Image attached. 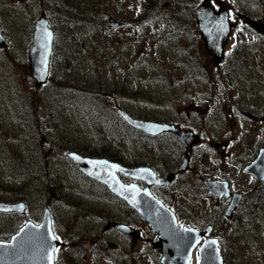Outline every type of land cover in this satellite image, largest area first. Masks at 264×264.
I'll list each match as a JSON object with an SVG mask.
<instances>
[{
	"label": "rangeland",
	"instance_id": "374dc122",
	"mask_svg": "<svg viewBox=\"0 0 264 264\" xmlns=\"http://www.w3.org/2000/svg\"><path fill=\"white\" fill-rule=\"evenodd\" d=\"M202 1L74 0L97 25L49 22L57 46L49 81L37 90L28 52L39 14L56 20L55 13L46 0H0L7 41L0 51V201L27 206L25 216L0 213V240L9 241L28 220L40 223L48 209L65 243L57 264H161L147 243L155 240L149 225L67 158L76 152L177 174L184 157L179 141L125 127L121 107L134 118L179 124L201 136L189 170L152 192L181 225L212 227L225 264H264V182L245 173L264 140V34L232 21L226 61L215 67L194 20ZM213 3L264 23V0ZM205 176L245 196L233 218L209 194ZM250 217L256 225H248ZM122 219L145 240L132 245L106 229Z\"/></svg>",
	"mask_w": 264,
	"mask_h": 264
},
{
	"label": "water",
	"instance_id": "95a60500",
	"mask_svg": "<svg viewBox=\"0 0 264 264\" xmlns=\"http://www.w3.org/2000/svg\"><path fill=\"white\" fill-rule=\"evenodd\" d=\"M240 17L258 34L264 33V24L261 21L247 16L240 15ZM195 20L207 54L213 58L215 65L223 63L225 48L231 35L228 9L222 7L217 11L211 0H203L195 11ZM110 22L118 25L114 20ZM54 38V31L50 27L47 14L41 12L35 23L33 40L28 52L30 76L36 81V86L48 81ZM6 46V38L0 29V50ZM117 113L129 126L146 135L157 137L164 133L174 134L185 147V157L178 172L184 173L188 170L189 153L194 146L200 144V136L173 124L134 118L120 107L117 108ZM67 158L77 164L84 175L106 185L110 192L136 210L156 237L151 246L154 252L161 255V264H190L193 252L198 248L203 236L211 234L212 227L202 231L180 227L175 214L152 195L150 191L152 185L168 186L175 179L174 174L158 179L148 167L127 168L107 159L82 157L77 153H69ZM245 172L254 176L259 182H264V148ZM119 174L142 180L147 183V188L141 189L134 183L126 185L121 181ZM202 181L209 193L217 200L232 198L225 212V217L231 219L241 205L243 195L232 194L226 181L209 177H204ZM25 212L24 202H0V213L24 215ZM110 227L124 234L133 243L140 238V232L127 225L110 222L106 229ZM216 236L217 234L213 238H208L200 246L199 264H224ZM213 241L215 243H212ZM59 246L60 242L52 230L50 210L46 209L39 225L28 221L10 241H0V264H54L55 251Z\"/></svg>",
	"mask_w": 264,
	"mask_h": 264
},
{
	"label": "trees",
	"instance_id": "16d2710c",
	"mask_svg": "<svg viewBox=\"0 0 264 264\" xmlns=\"http://www.w3.org/2000/svg\"><path fill=\"white\" fill-rule=\"evenodd\" d=\"M44 2V0H41ZM74 0H46V5L49 6L50 10L55 13L56 20L54 17L50 16L49 21L53 25V23L59 24V23H66V24H79L87 26V29H93L97 25V20L93 19V17H96L94 14H88V9H82L83 7L76 2L73 3ZM146 15L143 12V16ZM137 24V23H136ZM53 28V27H52ZM120 28V27H118ZM57 46V39L54 41V48ZM45 87V86H44ZM43 87V88H44ZM42 88V89H43ZM41 89V90H42ZM63 110V107L60 111ZM125 127H129L127 124H125L122 120L120 121ZM131 128V127H129ZM132 129V128H131ZM134 132H138L137 130H132ZM141 133V132H140ZM35 177L39 179H42V176H39V174L35 175ZM105 189H107L105 187ZM248 225H256L254 222V217L249 218V222L247 221ZM58 262V259L56 260V264Z\"/></svg>",
	"mask_w": 264,
	"mask_h": 264
},
{
	"label": "flooded vegetation",
	"instance_id": "af4514ba",
	"mask_svg": "<svg viewBox=\"0 0 264 264\" xmlns=\"http://www.w3.org/2000/svg\"><path fill=\"white\" fill-rule=\"evenodd\" d=\"M234 20L235 21H237V19H236V13H235V17H234ZM233 28H236V27H234V26H232V35L231 36H233ZM227 49V48H226ZM226 52H227V50H226ZM215 67H217V66H215ZM247 117H249L248 115H247ZM167 123H170V122H167ZM171 124H174V123H171ZM175 125H177V126H180V127H182V128H184L183 126H181V125H179V124H175ZM184 129H186V128H184ZM187 130H192V129H187ZM192 131H194V130H192ZM195 132V131H194ZM196 134H198L197 132H195ZM164 135H171V136H174L176 139H177V137L175 136V135H173L172 133H166V134H164ZM164 135H161V136H164ZM199 135V134H198ZM161 136H159V137H161ZM200 136V135H199ZM201 137V136H200ZM153 138V137H152ZM155 138H158V137H155ZM178 140V139H177ZM179 141V140H178ZM180 143V142H179ZM181 144V143H180ZM263 146H262V149L264 148V140H263V144H262ZM181 146L183 147V149H184V146L181 144ZM184 151H185V149H184ZM261 151V150H260ZM259 151V152H260ZM190 163H191V157H190ZM170 174H174L175 175V180H174V182L171 184V185H173L175 182H176V180L178 179V177L180 176V175H182V174H179L178 172H177V174L176 173H174V172H171ZM170 174H168V175H170ZM167 175V176H168ZM158 177L160 178V177H164V176H162L161 174H159L158 173ZM166 177V176H165ZM124 179H128V178H126V177H123ZM139 184H140V186L143 184L144 185V187H146V184L145 183H143V182H139ZM158 188H160V187H158V186H152L151 188H150V190H152L156 195L158 194V192H157V190L156 189H158ZM160 194V193H159ZM244 199H245V196H244ZM223 203H230V201H223ZM220 205V204H219ZM176 214V213H175ZM177 215V214H176ZM178 217V216H177ZM180 218V217H179ZM179 218H178V220H179ZM181 219V218H180ZM120 223H123V224H129L130 222H128V221H126L125 219L123 220L122 219V221L120 222ZM127 224V225H128ZM130 225H131V227L132 228H134L133 227V225H132V223H130ZM129 225V226H130ZM136 229V228H135ZM201 229V228H200ZM213 233H214V231H213ZM212 236H214V234L212 235ZM127 241H128V243H130V244H132V245H134L135 243H132L127 237H125V236H123ZM145 239L144 238H142L141 237V239H140V241H144ZM152 241H154V240H152V239H147V243L149 244V246L151 247V243H152ZM221 242V241H220ZM194 264H197V257H196V259H195V261H194Z\"/></svg>",
	"mask_w": 264,
	"mask_h": 264
},
{
	"label": "bare ground",
	"instance_id": "6f19581e",
	"mask_svg": "<svg viewBox=\"0 0 264 264\" xmlns=\"http://www.w3.org/2000/svg\"><path fill=\"white\" fill-rule=\"evenodd\" d=\"M204 48H205V47H204ZM205 51H206V50H205ZM206 53H207V52H206ZM210 57H211V56H210ZM211 58H212V57H211ZM212 60H213V58H212ZM225 61H226V60H225ZM225 61H224L223 63L219 64V65H215V63H214V65H215V66H220V65L224 64ZM213 62H214V60H213ZM49 77H50V76H49ZM30 78L34 81V83H35L34 86H35V89H37V90H41L44 86L47 85V83H48V81H49V78H48L47 83H44V84H42V85H40V86H36V81H35L31 76H30ZM145 121H150V120H145ZM163 124H167V123H163ZM174 125H175V124H174ZM176 126H177V125H176ZM179 127H180V126H179ZM180 128H182V127H180ZM183 129H184V128H183ZM200 138H201V137H200ZM261 150H262V149H261ZM69 153H75V152H69ZM69 153H68V154H69ZM259 153H260V152H259ZM258 155H259V154H258ZM258 155H257V157H258ZM257 157H256V159H257ZM256 159H255V160H256ZM255 160H254V161H255ZM254 161H253V162H254ZM253 162H252V163H253ZM252 163H251V164H252ZM248 166H249V165H248ZM248 166H247V167H248ZM142 167H148V166H142ZM247 167H246V168H247ZM148 168H150V167H148ZM246 168H245V169H246ZM245 173H246V172H245ZM247 174H248V173H247ZM171 175H172V174H171ZM174 180H175V179H174ZM174 180L172 181V183L174 182ZM172 183H171V184H172ZM100 184H101V183H100ZM124 184L128 185L127 183H124ZM102 185L106 187V185H104V184H102ZM106 188H107V187H106ZM21 202H22V201H21ZM8 203H19V202H8ZM215 234H217V233H215Z\"/></svg>",
	"mask_w": 264,
	"mask_h": 264
},
{
	"label": "snow or ice",
	"instance_id": "6c2138e0",
	"mask_svg": "<svg viewBox=\"0 0 264 264\" xmlns=\"http://www.w3.org/2000/svg\"><path fill=\"white\" fill-rule=\"evenodd\" d=\"M51 34H49V36H50ZM212 243H215V241H213Z\"/></svg>",
	"mask_w": 264,
	"mask_h": 264
}]
</instances>
